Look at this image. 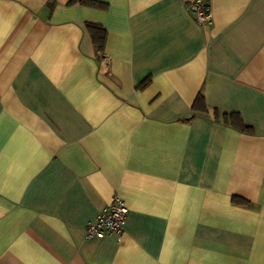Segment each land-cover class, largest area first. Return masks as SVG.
<instances>
[{
	"label": "crops",
	"instance_id": "1",
	"mask_svg": "<svg viewBox=\"0 0 264 264\" xmlns=\"http://www.w3.org/2000/svg\"><path fill=\"white\" fill-rule=\"evenodd\" d=\"M69 1L0 0V264H264V0Z\"/></svg>",
	"mask_w": 264,
	"mask_h": 264
},
{
	"label": "built area",
	"instance_id": "2",
	"mask_svg": "<svg viewBox=\"0 0 264 264\" xmlns=\"http://www.w3.org/2000/svg\"><path fill=\"white\" fill-rule=\"evenodd\" d=\"M188 10L193 20L198 24H210L212 15L205 0H192L188 3ZM127 214V206L117 195L99 212L95 221L87 226V237L102 238L114 235L119 238L123 232V224Z\"/></svg>",
	"mask_w": 264,
	"mask_h": 264
},
{
	"label": "trees",
	"instance_id": "3",
	"mask_svg": "<svg viewBox=\"0 0 264 264\" xmlns=\"http://www.w3.org/2000/svg\"><path fill=\"white\" fill-rule=\"evenodd\" d=\"M69 2L70 3L78 2L80 4L93 6V7H105V4L99 3L94 0H70ZM85 27L90 35L93 44L96 46L98 50H102L106 38V30L101 25L94 23H85ZM192 110L194 112H201V113H206L208 111L205 101L200 93L197 94V96L195 97L192 103ZM212 114L214 119H221L224 123L229 124L230 126L236 128L239 131L247 132V133L253 132V128L251 126L244 124L240 119V117L235 113H220L218 109L214 108ZM232 201L238 204L246 203L245 200L238 197H233Z\"/></svg>",
	"mask_w": 264,
	"mask_h": 264
}]
</instances>
